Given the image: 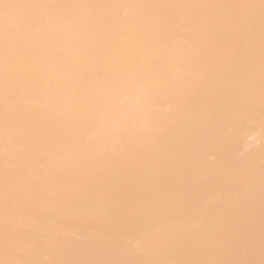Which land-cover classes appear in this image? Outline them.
I'll list each match as a JSON object with an SVG mask.
<instances>
[{
    "label": "bare ground",
    "instance_id": "1",
    "mask_svg": "<svg viewBox=\"0 0 264 264\" xmlns=\"http://www.w3.org/2000/svg\"><path fill=\"white\" fill-rule=\"evenodd\" d=\"M0 264H264V0H0Z\"/></svg>",
    "mask_w": 264,
    "mask_h": 264
}]
</instances>
